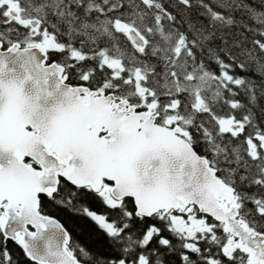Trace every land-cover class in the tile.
<instances>
[{
    "label": "snow or ice",
    "instance_id": "snow-or-ice-1",
    "mask_svg": "<svg viewBox=\"0 0 264 264\" xmlns=\"http://www.w3.org/2000/svg\"><path fill=\"white\" fill-rule=\"evenodd\" d=\"M0 264H264V0H0Z\"/></svg>",
    "mask_w": 264,
    "mask_h": 264
},
{
    "label": "trees",
    "instance_id": "trees-1",
    "mask_svg": "<svg viewBox=\"0 0 264 264\" xmlns=\"http://www.w3.org/2000/svg\"><path fill=\"white\" fill-rule=\"evenodd\" d=\"M94 208L96 211H104L103 207L99 206V205H94ZM76 239L80 240V242L84 243L85 245L90 244L89 240L85 236H81V235L77 234Z\"/></svg>",
    "mask_w": 264,
    "mask_h": 264
}]
</instances>
